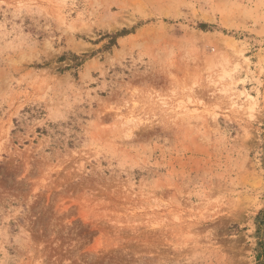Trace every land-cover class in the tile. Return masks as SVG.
Listing matches in <instances>:
<instances>
[{
	"label": "rangeland",
	"instance_id": "374dc122",
	"mask_svg": "<svg viewBox=\"0 0 264 264\" xmlns=\"http://www.w3.org/2000/svg\"><path fill=\"white\" fill-rule=\"evenodd\" d=\"M0 264H264V0H0Z\"/></svg>",
	"mask_w": 264,
	"mask_h": 264
},
{
	"label": "trees",
	"instance_id": "16d2710c",
	"mask_svg": "<svg viewBox=\"0 0 264 264\" xmlns=\"http://www.w3.org/2000/svg\"><path fill=\"white\" fill-rule=\"evenodd\" d=\"M207 26L208 25H206V24H201L200 28H202L204 30L205 28H207ZM127 34H129V31H127L125 29H123L122 31L117 32L115 34L105 33L103 35V37L105 39H108L106 47H111V46L115 45L116 39L118 37H122V36H125ZM85 59H86V55L85 56L84 55L78 56V55H75V54H71L70 58H69L71 64L69 66H67L66 68L60 70V71H65V70H68V69H77V68L82 66V64L84 63ZM62 60H64V59L62 58L61 61Z\"/></svg>",
	"mask_w": 264,
	"mask_h": 264
}]
</instances>
